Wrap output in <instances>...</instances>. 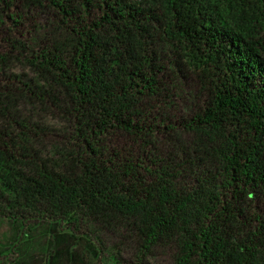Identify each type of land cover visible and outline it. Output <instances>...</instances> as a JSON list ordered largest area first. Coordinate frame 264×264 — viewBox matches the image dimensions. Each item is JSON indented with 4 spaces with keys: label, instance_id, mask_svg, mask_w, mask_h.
I'll list each match as a JSON object with an SVG mask.
<instances>
[{
    "label": "trees",
    "instance_id": "1",
    "mask_svg": "<svg viewBox=\"0 0 264 264\" xmlns=\"http://www.w3.org/2000/svg\"><path fill=\"white\" fill-rule=\"evenodd\" d=\"M0 264H264V0H0Z\"/></svg>",
    "mask_w": 264,
    "mask_h": 264
}]
</instances>
